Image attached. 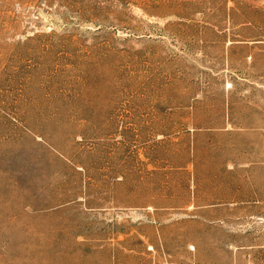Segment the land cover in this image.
I'll list each match as a JSON object with an SVG mask.
<instances>
[{
    "label": "rangeland",
    "instance_id": "1",
    "mask_svg": "<svg viewBox=\"0 0 264 264\" xmlns=\"http://www.w3.org/2000/svg\"><path fill=\"white\" fill-rule=\"evenodd\" d=\"M0 264H264V0H0Z\"/></svg>",
    "mask_w": 264,
    "mask_h": 264
}]
</instances>
